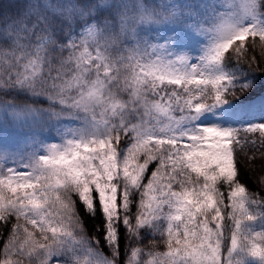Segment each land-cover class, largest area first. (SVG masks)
<instances>
[{
    "label": "snow or ice",
    "instance_id": "6c2138e0",
    "mask_svg": "<svg viewBox=\"0 0 264 264\" xmlns=\"http://www.w3.org/2000/svg\"><path fill=\"white\" fill-rule=\"evenodd\" d=\"M257 41L264 0H0V264H264Z\"/></svg>",
    "mask_w": 264,
    "mask_h": 264
},
{
    "label": "trees",
    "instance_id": "16d2710c",
    "mask_svg": "<svg viewBox=\"0 0 264 264\" xmlns=\"http://www.w3.org/2000/svg\"><path fill=\"white\" fill-rule=\"evenodd\" d=\"M221 4H223L225 7H232V6H238L240 5L243 0H219ZM255 57L256 61L259 63L260 68H264V46H261L259 41H257V47L255 50H250L248 52V57ZM241 135H244L241 133ZM250 138H256L253 136V134H248ZM253 151L257 152V155H259V151L256 149H253ZM261 151H264V149H261ZM240 171H241V178L243 181L246 182V186L250 191H258V179L261 176V168H260V161H256L255 168L253 170L252 167L248 166L247 160L244 158H241L240 163ZM6 239V237L4 238ZM3 242L4 240H0V250L3 248ZM157 251H163L162 248L157 249ZM2 255H0V259H2ZM143 259L147 260L148 257L144 256Z\"/></svg>",
    "mask_w": 264,
    "mask_h": 264
}]
</instances>
